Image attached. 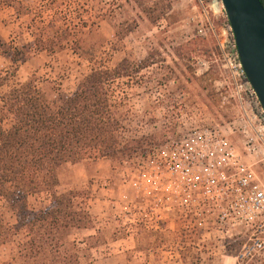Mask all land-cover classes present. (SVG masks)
<instances>
[{"label": "rangeland", "instance_id": "rangeland-1", "mask_svg": "<svg viewBox=\"0 0 264 264\" xmlns=\"http://www.w3.org/2000/svg\"><path fill=\"white\" fill-rule=\"evenodd\" d=\"M214 0H20L29 15H17L0 6V72L13 71L22 78L35 76L50 97L71 94L92 67L93 55L113 68L122 59L147 60L148 66L131 70L129 77L110 85V100L121 123V152L112 159L67 164L60 172L57 194L87 193L86 209L94 228L74 230L80 245L95 236L91 248L94 264H264V252L240 258L253 232L250 226L222 228L216 218L197 225L200 206L187 208L171 198L165 186L158 191L143 180V173L160 172L162 183L171 171L154 170L171 151L187 141L204 148L210 133L224 135L264 185V163L245 152L244 112L261 117L247 78L236 85L224 66V51L231 53L233 35L224 8ZM152 17L165 10L155 22ZM170 5V8L167 6ZM34 21L36 24H34ZM68 29L65 48L48 54L31 53L13 63L14 47H30L35 25ZM22 46L25 48L22 49ZM17 82L0 87V94ZM9 120L4 127L8 128ZM258 161V162H257ZM33 209L44 206V194L28 198ZM5 219L14 212L0 201ZM217 213L209 209L208 216ZM264 231V213L255 225ZM255 226V227H256ZM19 237L0 247V264L16 254Z\"/></svg>", "mask_w": 264, "mask_h": 264}, {"label": "trees", "instance_id": "trees-1", "mask_svg": "<svg viewBox=\"0 0 264 264\" xmlns=\"http://www.w3.org/2000/svg\"><path fill=\"white\" fill-rule=\"evenodd\" d=\"M0 6L12 7L18 16L31 13L20 0H0ZM142 11L153 22L165 14L164 9L155 17L151 10L142 7ZM35 26L30 47L13 48V63L27 60L31 53L54 54L65 48L68 29L54 31L53 24ZM90 62V71L71 94L58 92L53 97L38 86L35 76H18L17 67L0 72V87L12 78L17 80L0 94V201L15 215V222L9 224L0 209V247L19 237L15 256L5 264H94L89 252L97 244L95 236L83 239V247L70 237L74 230L94 228L95 220L85 206L87 193L57 194L55 187L67 164L112 159L121 152V123L109 88L115 79L129 77L132 69L148 65L146 59L124 57L108 68L105 59L95 55ZM5 120L10 121L8 128ZM35 194L45 196L44 206L38 209L28 204Z\"/></svg>", "mask_w": 264, "mask_h": 264}, {"label": "built area", "instance_id": "built-area-1", "mask_svg": "<svg viewBox=\"0 0 264 264\" xmlns=\"http://www.w3.org/2000/svg\"><path fill=\"white\" fill-rule=\"evenodd\" d=\"M219 4L218 0H214ZM224 66L233 72L234 81L245 77L240 64L236 46L233 41L232 52L224 51ZM251 95L257 100L261 117L251 110V115L244 112L242 116L246 125L243 132L246 137L245 152L264 163V112L251 86ZM187 141L171 151L169 157L158 164L171 173L162 183L160 172L143 173V180L151 187L153 193L165 186L171 198L179 200L192 210L200 206V214H196L197 225L202 227L205 219L216 218L222 228L230 223L232 226H250L252 233L243 245L240 258L254 257L264 252V231L261 224L255 225L264 213V185L260 182L253 168L255 163L243 161L240 154L231 146L227 139L216 133H210L204 139V148ZM257 161V162H258ZM161 168V172L164 170ZM217 209V213L208 216L209 209ZM206 226V225H205ZM256 226V227H255Z\"/></svg>", "mask_w": 264, "mask_h": 264}, {"label": "water", "instance_id": "water-1", "mask_svg": "<svg viewBox=\"0 0 264 264\" xmlns=\"http://www.w3.org/2000/svg\"><path fill=\"white\" fill-rule=\"evenodd\" d=\"M245 76L264 112V3L220 0Z\"/></svg>", "mask_w": 264, "mask_h": 264}, {"label": "bare ground", "instance_id": "bare-ground-1", "mask_svg": "<svg viewBox=\"0 0 264 264\" xmlns=\"http://www.w3.org/2000/svg\"><path fill=\"white\" fill-rule=\"evenodd\" d=\"M215 7L218 8L217 5H216V3H215Z\"/></svg>", "mask_w": 264, "mask_h": 264}]
</instances>
